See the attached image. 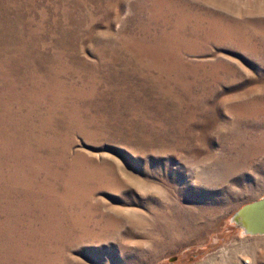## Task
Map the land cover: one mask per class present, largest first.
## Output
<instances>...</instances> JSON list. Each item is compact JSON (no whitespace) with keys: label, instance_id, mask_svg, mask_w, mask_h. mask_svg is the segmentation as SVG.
<instances>
[{"label":"rangeland","instance_id":"1","mask_svg":"<svg viewBox=\"0 0 264 264\" xmlns=\"http://www.w3.org/2000/svg\"><path fill=\"white\" fill-rule=\"evenodd\" d=\"M264 0H0V264H264Z\"/></svg>","mask_w":264,"mask_h":264},{"label":"water","instance_id":"2","mask_svg":"<svg viewBox=\"0 0 264 264\" xmlns=\"http://www.w3.org/2000/svg\"><path fill=\"white\" fill-rule=\"evenodd\" d=\"M229 221L239 228L244 236H264V195L243 205Z\"/></svg>","mask_w":264,"mask_h":264}]
</instances>
